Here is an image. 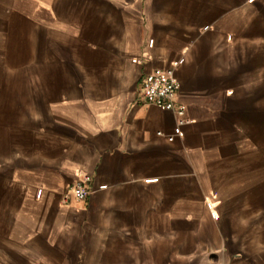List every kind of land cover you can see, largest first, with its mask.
Segmentation results:
<instances>
[{
    "label": "crops",
    "instance_id": "obj_1",
    "mask_svg": "<svg viewBox=\"0 0 264 264\" xmlns=\"http://www.w3.org/2000/svg\"><path fill=\"white\" fill-rule=\"evenodd\" d=\"M0 105V264H264V0H0Z\"/></svg>",
    "mask_w": 264,
    "mask_h": 264
},
{
    "label": "built area",
    "instance_id": "obj_2",
    "mask_svg": "<svg viewBox=\"0 0 264 264\" xmlns=\"http://www.w3.org/2000/svg\"><path fill=\"white\" fill-rule=\"evenodd\" d=\"M142 89L147 101L154 103L164 109L173 110L182 115L185 107L179 102L180 82L170 72L156 68L148 72L142 80ZM86 180H80L68 187L64 198L70 194L81 199L89 194Z\"/></svg>",
    "mask_w": 264,
    "mask_h": 264
},
{
    "label": "rangeland",
    "instance_id": "obj_3",
    "mask_svg": "<svg viewBox=\"0 0 264 264\" xmlns=\"http://www.w3.org/2000/svg\"><path fill=\"white\" fill-rule=\"evenodd\" d=\"M2 109V106L0 105V110ZM3 123V122H0ZM10 143L12 144H16L19 143V141H24L29 139V137H20L18 134V131H12L10 133ZM37 154H31V153H21L19 156H16L14 153L12 154H1V158H0V194H6V193H13L14 191V186L11 185L9 187L6 186V184L4 183L5 180H7L10 177L16 176V175H20V173L22 172V175H24V170L23 168H19V164L23 163V164H29L30 161L34 160L36 161L38 158L36 156ZM22 164V166H23ZM21 171V172H20ZM78 182V181H77ZM13 189V190H12ZM67 191V189L64 190V192ZM2 196V195H1ZM201 219V218H200ZM221 219L223 221H221ZM220 222H218L219 224L225 225V219L221 218ZM216 219L214 218V221H207L206 224L209 225V227L214 226V229L208 233H198L196 234L198 236L199 241L200 240H208V241H216V237L221 235L218 232H216V225L218 224ZM224 235V234H222ZM186 237H189V234H184L183 233V240H185Z\"/></svg>",
    "mask_w": 264,
    "mask_h": 264
}]
</instances>
